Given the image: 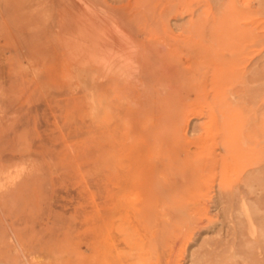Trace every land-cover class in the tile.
<instances>
[{
    "label": "rangeland",
    "instance_id": "rangeland-1",
    "mask_svg": "<svg viewBox=\"0 0 264 264\" xmlns=\"http://www.w3.org/2000/svg\"><path fill=\"white\" fill-rule=\"evenodd\" d=\"M106 1L0 0V264H255L243 256L247 220L264 239V0H236L248 13L233 28L214 0ZM217 16L235 58L204 56L186 29Z\"/></svg>",
    "mask_w": 264,
    "mask_h": 264
},
{
    "label": "bare ground",
    "instance_id": "bare-ground-1",
    "mask_svg": "<svg viewBox=\"0 0 264 264\" xmlns=\"http://www.w3.org/2000/svg\"><path fill=\"white\" fill-rule=\"evenodd\" d=\"M99 1H100V0H99ZM142 1H144L143 3H145V2L148 1V0H146V1H145V0H142ZM142 1H141V2H142ZM173 1H174V0H173ZM199 1H200V0H199ZM202 1H204V0H202ZM214 1H215V3H216V8H217V10H218L219 12H220V10H222V9H223V10L225 9V12L227 11L226 13H227L228 15H227L226 17H227V18L229 17V19L224 18V19H226V23H227V22H230V23L227 24V26L230 25V26L232 27V24H233V22L235 21L234 19H237V21L240 23L241 21H239V19H240L239 17H241L242 14H243V13L245 14V11H247V10L242 11L243 9H242V10L240 9V10L243 12V13L241 14V16H240L239 13H241V12H237V9H238L239 5L236 4V3H237L236 0H227V1H228L227 4H225V3L223 2V1H225V0H223V1H220V0H214ZM82 2H83V1H82ZM97 2H98V1H97ZM104 2L107 3L106 0H105V1L103 0V3H104ZM192 2H194V1H192ZM196 2H197V1H196ZM206 2H207V1H206ZM206 2H205V4H204V6H206V8H207V7H211V9H212V6H210L211 3H208V2L206 3ZM244 2H245V1H244ZM223 3H224V4H223ZM95 4H96V3H95ZM145 4H147V2H146ZM145 4H144V7L147 6V5H145ZM173 4H174V3H172V6H175V5H173ZM202 4H203V3H202ZM209 4H210V5H209ZM213 4H214V3H213ZM98 5H99V4H98ZM150 5H151V4H150ZM87 6H88V5H87ZM89 6H90V5H89ZM89 6H88V7H89ZM92 6H94V5H92ZM96 6H97V4H96ZM138 6H139V5H138ZM141 6H142V4H141ZM199 6L201 7L202 5L200 4ZM88 7H86V8H88ZM94 7H95V6H94ZM200 7H198V8L200 9ZM240 7H242V6H240ZM192 8H193V7L191 6V9H192ZM196 8H197V6H196ZM203 8H204V7L202 6V10H204ZM214 8H215V7H214ZM214 8H213V9H214ZM243 8H244V7H243ZM247 8H248V7H247ZM96 9H98V8H96ZM148 9H149V8H148ZM150 9H151V8H150ZM179 9H180V8H179ZM193 9H194L193 11H195V7H194ZM227 9H228V10H227ZM88 10H89V9H88ZM145 10H147V9H145ZM176 10H177V8H176ZM185 10H186V9H185ZM187 10H189V9H187ZM196 10H197V9H196ZM215 10H216V9H215ZM215 10H214V11H215ZM91 11H92V10H91ZM95 11H96V10H95ZM97 11H98V10H97ZM177 11H178V10H177ZM183 11H184V10H183ZM199 11H200V10H199ZM199 11H198V12H199ZM238 11H239V10H238ZM251 11H252V10H251ZM87 12L89 13V11H87ZM151 12H152V11H150L149 13H151ZM178 12H179V11H178ZM184 12H185V11H184ZM196 12H197V11H196ZM196 12H195V13H196ZM205 12H206V11H205ZM209 12H210V11H209ZM249 12H250V11H249ZM92 13H93V11H92ZM98 13H99V12H98ZM106 13H108V12L103 13V15H108V14H106ZM146 13H148V11H146ZM149 13H148V15H149ZM179 13H181V11H180ZM188 13H190V12H188ZM188 13H187V14H188ZM206 13H207V12H206ZM226 13H225V14H226ZM246 13H248V11H247ZM253 13L256 14V12H253ZM100 14H101V13H100ZM100 14H99V15H100ZM192 14H193V13H192ZM203 14H204V13H203ZM207 14H208V13H207ZM213 14H214V13H213ZM215 14H217V13L215 12ZM215 14H214V15H215ZM225 14H224V15H225ZM124 15H125V14H124ZM204 15H205V14H204ZM208 15H209V14H208ZM218 15H219V14H218ZM161 16H162V15H161ZM192 16H193V15H192ZM206 16H207V15H206ZM215 16H216V15H215ZM221 16H223V15L221 14ZM238 16H239V17H238ZM243 16H244V15H243ZM245 16H246V15H245ZM249 16H250V14H249ZM251 16H252V15H251ZM100 17H101V16H100ZM122 17H123V16H122ZM149 17H150V16H149ZM149 17H148V18H149ZM154 17H155V16H154ZM197 17H198V16H197ZM209 17H210V16H209ZM213 17H214V16H213ZM217 17H218V16H217ZM217 17H216V19H217ZM246 17H247V16H246ZM106 18H108V17H106ZM113 18H114V17H113ZM124 18H125V17H124ZM194 18H195V17H194ZM203 18H205V16H204ZM218 18H219V19L216 20V22H214V23H212L213 21H211V22H210V21H205V22H202V23H198V22H197L198 24H195V23L192 22V23H191L192 26H190V27H186V29L188 28L187 31H189V32L192 31L191 33H194V34L196 35V37H197V43L199 44V49H198L199 52H200L201 54H202V52H204V53H205V54L203 53L204 56H208V57L212 56V57H210V59L213 60V61H214V59L217 60V59L219 58V56H221V51H222V49H224V50L227 52L226 48H227V49H228V48H231V50H229L228 52L231 51L233 57H234V55H236V52H238V50H237V51H234V47H235V46H233L234 44L231 43V42H233V41L236 43V41H237V40L235 41V38H234V36H235V37L237 36L236 33H234L235 30H233V29H225V26H226V25H225L224 23H220V22L222 21V19H220L221 17L219 16ZM242 18H243V17H242ZM244 18H245V17H244ZM120 19H121V18H119V20H120ZM171 19H172V18H171ZM198 19H199V18H198ZM247 19H248V18H247ZM93 20H94V19H93ZM100 20H101V19H100ZM116 20H117V19H116ZM122 20H123V19H122ZM122 20H121V21H122ZM151 20H153V19H151ZM200 20L202 21V19H200ZM211 20H212V19H211ZM213 20H215V19H213ZM172 21H173V20H172ZM186 21H187V20H186ZM193 21H194V20H193ZM223 21H224V20H223ZM237 21H235V24H236ZM119 22H120V21H119ZM123 22H124V21H123ZM156 22H158V20L155 21L154 23L156 24ZM254 22H255V21H254ZM154 23H153V26H155V27L157 26V28H158V30H159V24H158V25H154ZM158 23H159V22H158ZM248 23H249V22H248ZM248 23H247V24H248ZM250 23H251V22H250ZM115 24H117V23H115ZM162 24H163V23H162ZM191 24H190V25H191ZM223 24H224V25H223ZM169 25H170V24H169ZM169 25L166 24L167 27H168ZM171 25H172V24H171ZM174 25H176V24H174ZM178 25H179V24H178ZM181 25H182V24H181ZM185 25H187V24L185 23ZM237 25H238V24H237ZM237 25H236V28H237ZM179 26H180V25H179ZM182 26L184 27V25H182ZM230 26H228V27L231 28ZM233 26H235V25H233ZM242 26H243V25H242ZM252 26H254V25H252ZM176 27H178V26L176 25ZM228 27H227V28H228ZM250 27H251V26H250ZM254 27H256V26H254ZM145 28H146V27H145ZM145 28H144V30H145ZM157 28H156V29H157ZM168 28H169V27H168ZM172 28H173V27H172ZM232 28H233V27H232ZM236 28H235V29H236ZM240 28H241V25H240ZM244 28H245V25H244L243 29H244ZM251 28H253V27H251ZM156 29H155V30H156ZM169 29H170V28H169ZM174 29H175V28H174ZM176 29H177V28H176ZM183 29H184V28H183ZM238 29H239V28H237V30H238ZM241 29H242V28H241ZM241 29H240V30H241ZM243 29H242V30H243ZM247 29H249V28H247ZM247 29L245 28L246 31H247ZM144 30H143V31H144ZM160 30H161V29H160ZM181 30H182V29H181ZM184 30H185V29H184ZM184 30H183V31H184ZM237 30H236V31H237ZM242 30H241V31H242ZM254 30H255V29L253 28V31H254ZM161 31H162V30H161ZM176 31H177V30H176ZM179 31H180V30H179ZM185 31H186V30H185ZM208 31H209V32H208ZM238 31H239V30H238ZM238 31H237V32H238ZM241 31H240V32H241ZM250 31H251V30H250ZM250 31L245 32V34H248L247 37L250 35L249 38H250L251 36H253V34H252L253 32H252V31L250 32ZM255 31H256V30H255ZM144 32H145V31H144ZM156 32H157V31H156ZM166 32H168V31L166 30ZM240 32H239V33H240ZM242 32L244 33V31H242ZM130 33H131V32H130ZM130 33H129V34H130ZM150 33H151V32H150ZM150 33H149V35H150ZM171 33H172V31H171ZM179 33H180V32H179ZM181 33H182V32H181ZM243 33H242V35H244ZM126 34H127V33H126ZM129 34H128V35H129ZM131 34H132V33H131ZM184 34H185V33H184ZM146 35H147V34H146ZM152 35H154V34H152ZM157 35H158V32H157ZM181 35H182V34H181ZM238 35H239V34H238ZM242 35H241V36H242ZM254 35H255V34H254ZM257 35H258V34L255 35V38H256ZM188 36H189V35H188ZM207 36H208L209 38H208ZM259 36H260V35H259ZM259 36H258V37H259ZM167 37H168V36H167ZM176 37H177V36H176ZM178 37H179V36H178ZM205 37H207L208 39H205ZM253 37H254V36H253ZM258 37H257V38H258ZM165 38H166V36H165ZM172 38H173V37H172ZM192 38H194V37H192ZM233 38H234V39H233ZM255 38H254V39H255ZM168 39H169V38H168ZM182 39H183V38H182ZM186 39H187V38H186ZM186 39H184V40H186ZM232 39H233V40H232ZM251 39H252V38H250V40H251ZM261 39H262V38L260 37V39H257V40L260 41ZM149 40H150V39H149ZM163 40H164V39H163ZM172 40H173V39H172ZM180 40H181V39H180ZM180 40H179V42H180ZM184 40H183V41H184ZM188 40H189V38H188ZM188 40H187V41H188ZM239 40H240V38H239ZM244 40H245V43H246V39H244ZM165 41H166V40H165ZM169 41H170V43H172V42H171V39H170ZM169 41H168V42H169ZM175 41H176V40H175ZM175 41H173V43H174ZM191 41H192V39H190V42H191ZM195 41H196V40H195ZM247 41H249L248 38H247ZM251 41H254V42H255V40H251ZM263 41H264V40H263ZM181 42H182V41H181ZM192 42H194V41H192ZM158 43H159V42H158ZM240 43L242 44V37H241V42H240ZM174 44H175V43H174ZM178 44H179V43H178ZM182 44H183V43H182ZM182 44H181V45H182ZM232 44H233V45H232ZM246 44H250V42H249V43H246ZM253 44H254V43H253ZM255 44H256V43H255ZM255 44L252 45V46H255ZM158 45H159V44H158ZM238 45H240V44H239V41H238ZM238 45H237V46H238ZM242 45H243V44H242ZM262 45H263V44H262ZM102 46H103V45H102ZM179 46H180V45H179ZM179 46L177 47V45H176L177 48H179ZM207 46H208V47H207ZM252 46L249 45L250 48H251ZM258 46H260V45L257 44V46H255V47L257 48ZM243 47H244V46H242V48H243ZM249 47H247V48H249ZM255 47H254V48H255ZM240 48H241V47H240ZM247 48H246V49H247ZM263 48H264V47H263ZM184 49H185V47H184ZM235 49H237V48L235 47ZM246 49H245V50H246ZM259 49H260V48H259ZM261 49H262V48H261ZM153 50H154V49H153ZM162 50H163V49H162ZM176 50H177V49H176ZM185 50H187V49H185ZM190 50H191V48H189V51H190ZM202 50H203V51H202ZM242 50H243V49H241V51H242ZM248 50L250 51V49H248ZM251 50H252V49H251ZM257 50H258V49H257ZM263 50H264V49H263ZM225 51H223V52H225ZM243 51H244V50H243ZM164 52H165V51H164ZM183 52H184V51H183ZM190 52H193V51H190ZM226 52H225V53H226ZM253 52H254V53L256 52L255 49H254ZM253 52L251 51V53H253ZM158 53H160V52L158 51ZM238 53H239V52H238ZM246 53H247V52L245 51V54H246ZM249 53H250V52H249ZM144 54H145V53H144ZM146 54H147V56H148V54H149L148 51L146 52ZM146 54H145V55H146ZM150 54H151V52H150ZM150 54H149L148 57H150ZM189 54H192V53H189ZM222 54H223V53H222ZM228 54H229V53H228ZM255 54H256V53H255ZM258 54H260V53H258ZM138 55H139V54H138ZM159 55H160V54H159ZM162 55H163V54H162ZM164 55H165V54H164ZM170 55H171V54H170ZM198 55H199V57L202 56V55H200V54H198ZM198 55H196V56L198 57ZM223 55L225 56V54H223ZM239 55H240V54H239ZM249 55H250V54H249ZM147 56H143V58H146ZM229 56H230V55H229ZM166 57H167V56H166ZM193 57H194V56H193ZM197 57H196V58H197ZM199 57H198V58H199ZM202 57H203V56H202ZM230 57H231V56H230ZM236 57H238V55H237ZM243 57H245V56H243ZM243 57H242V58H243ZM251 57H252V56H250L249 58H251ZM254 57H255V56H254ZM160 58H161V57H160ZM198 58H197V60H198ZM221 58H223V57H221ZM225 58L228 59V56H226ZM231 58H232V57H231ZM234 58H235V57H234ZM234 58H233V59H234ZM240 58H241V57H240ZM242 58H241L240 60H242ZM246 58L249 59V58L247 57V54H246ZM255 58H256V57H255ZM165 59L167 60V58H165ZM229 59H230V58H229ZM229 59H228V60H229ZM259 59H260V58H259ZM259 59H257V61H259ZM151 60H152V59H151ZM201 60H202V59H201ZM240 60H239V61H240ZM218 61H219V59H218ZM232 61H233V60H230V62H232ZM234 61H235V59H234ZM244 61H246V59H245ZM260 61H261V59H260ZM193 62H194V61H193ZM226 62H227V61H226ZM230 62H228L230 65L233 64V62H232V63H230ZM237 62H238V60H237ZM145 63H147L146 60H145ZM224 63H225V61H224ZM224 63H222V65H223ZM235 63H236V62H235ZM253 63H254V62H253ZM255 63H256V62H255ZM261 63L263 64V62H261ZM178 64H179V62H178ZM241 64H242V63H241ZM243 64L246 65L244 62H243ZM249 64H250V63H249ZM249 64L247 63L248 66H249ZM256 64H257V63H256ZM256 64H255V65H256ZM258 64H259V63H258ZM146 65L148 66L149 63H147ZM183 65H184V63H183ZM186 65H187V64H186ZM214 65L216 66V64H214ZM236 65H237V64H236ZM244 65H243V66H244ZM177 66H178V65H177ZM226 66H227V65H226ZM226 66H225V67H226ZM240 66H241V65H240ZM243 66H241V67H243ZM253 66H254V65H253ZM257 66H258V65H256V67H257ZM153 67H154V66H153ZM164 67H165V66H164ZM222 67H223V66H222ZM222 67H220V70H221ZM237 67H238V65H237ZM245 67H246V66H245ZM251 67H252V66H251ZM258 67H259V66H258ZM143 68H144V67H143ZM147 68H148V67H147ZM149 68H150V66H149ZM151 68H152V67H151ZM160 68H161V67H160ZM160 68H159V69H160ZM231 68H235V67H232V66H231ZM246 68H248L246 71H248L249 69H251V68H249V67H246ZM252 68H253V67H252ZM197 69H198V68H197ZM228 69H229V68H227V70H228ZM235 69H236V68H235ZM152 70H153V69H152ZM156 70H157V69H156ZM156 70H155V71H156ZM160 70H161V69H160ZM198 70H199V69H198ZM223 70H224V69H223ZM225 70H226V68H225ZM225 70H224V71H225ZM230 70H231V69H230ZM238 70H239V68H238ZM238 70H237V71H238ZM244 70H245V69H244ZM244 70H243V71H244ZM254 70H255V68H254ZM193 71H194V70H193ZM214 71H215V70H214ZM218 71H219V70H217V73H218ZM243 71H242V72H243ZM149 72H150V71H149ZM153 72H154V70H153ZM162 72H163V70H161V73H160V74H162ZM165 72H166V71H165ZM187 72H188V71H187ZM215 72H216V71H215ZM231 72H232V70H231ZM233 72H234V71H233ZM248 72H249V71H248ZM252 72H253V71H252ZM252 72H251V74H252ZM263 72H264V71H263ZM155 73H156V72H155ZM217 73H216V74H217ZM226 73H227V72H226ZM226 73H225V76L228 77V73H227V74H226ZM240 73H241V71H240ZM160 74H159V75H160ZM188 74H189V73H188ZM194 74H195V73H194ZM196 74H198V73H196ZM229 74H230V73H229ZM231 74H232V73H231ZM237 74H238V73H237ZM244 74H246V73H244ZM251 74H250V75H251ZM260 74H261V73H260ZM168 75H169V74H168ZM180 75H181V73H180ZM190 75H192V74H190ZM218 75H219V73H218ZM218 75H217V77H219ZM223 75H224V73L222 74V76H223ZM234 75H235V74H234ZM248 75H249V74H248ZM155 76H156V75H155ZM160 76H161V75H160ZM181 76H182V75H181ZM193 76H194V75H193ZM197 76H199V74H198ZM212 76H213V75H212ZM235 76H237V75H235ZM235 76H234V77H235ZM162 77H163V76H162ZM165 77H166V76H165ZM214 77H215V76H214ZM241 77H244V76H241ZM169 78H171V77H169ZM230 78H232V77H230ZM245 78H246V76H245ZM217 79H219V78H217ZM223 79H224V78H223ZM228 79H229V78H228ZM228 79H227V80H228ZM232 79H233V78H232ZM235 79H236V78H235ZM237 79H238V78H237ZM239 79H241V78H239ZM163 80H164V79H163ZM215 80H216V79H215ZM220 80H221V79H220ZM225 80H226V79H225ZM242 80H243V79H242ZM242 80H241V81H242ZM260 80H261V79H259V81H260ZM263 80H264V79H263ZM156 81H157V80H156ZM158 81H159V80H158ZM165 81H166V80H165ZM165 81H164V82H165ZM169 81H170V80H169ZM183 81H184V80H183ZM185 81H186V80H185ZM198 81H200V80H198ZM229 81H230V80H229ZM239 81H240V80H239ZM241 81H240V82H241ZM243 81H244V80H243ZM249 81H250V80H249ZM259 81H258V83H256L257 85H259ZM261 81H262V80H261ZM171 82H172V81H171ZM193 82H194V80H193ZM220 82H222V80H221ZM226 82H227V81H226ZM233 82H234V81H233ZM233 82H231V83H233ZM236 82H237V80H236ZM247 82H248V80H247ZM247 82H246V85H247ZM255 82H257V81H255ZM215 83L218 84V81H215ZM215 83H213V84H215ZM224 83H225V82H224ZM250 83H251V82H250ZM262 83H263V81H262ZM161 84L163 85V83H161ZM173 84H174V83H172V85H173ZM182 84H183V83H182ZM219 84H221V83H219ZM219 84H218V86H220ZM222 84H223V83H222ZM235 84H236V83H235ZM235 84H234V85H235ZM238 84H240V83H237L236 85L238 86ZM244 84H245V82H244ZM253 84H254V83H253ZM183 85H184V84H183ZM224 85L227 86L226 83H225ZM234 85H233V86H234ZM246 85H244V88H245ZM254 85H255V84H254ZM170 86H171V85H170ZM173 86H174V85H173ZM213 86H216V85H213ZM247 86H248V85H247ZM251 86H252V83H251ZM263 86H264V85H263ZM223 87H224V86H223ZM234 87H235V86H234ZM240 87H241V85H240ZM261 87H262V86H261ZM174 88H175V87H174ZM208 88H209V87H208ZM217 88H218V87H217ZM217 88H216V89H217ZM220 88H221V87H220ZM242 88H243V85H242ZM252 88H253V86H252ZM254 88H255V86H254ZM159 89H160V88H159ZM161 89H162V88H161ZM166 89H168V88L166 87ZM166 89H165V91H166ZM175 89H176V88H175ZM178 89H179V88H178ZM184 89H186V88H184ZM212 89H213V88H212ZM212 89H211V91H212ZM221 89H222V88H221ZM224 89H225V87H224ZM226 89H227V88H226ZM170 91H171V89H170ZM244 91H245V89H244ZM166 92H167V91H166ZM200 92H201V91H200ZM213 92H214L215 94H214ZM213 92H211V93H213V94L216 96L217 93L215 92V89H214ZM221 92H222V91H221ZM224 92H225V91H224ZM256 92H257V91H256ZM155 93H156V92H155ZM162 93H163V92H162ZM176 93H177V91H176ZM230 93H232V92H230ZM244 93H245V92H244ZM178 94H179V93H178ZM178 94H177V95H178ZM184 94H185V93H184ZM259 94H260V93H259ZM259 94H258V95H259ZM166 95H167V94H166ZM185 95H186V94H185ZM210 95H211V94H210ZM210 95H209V96H210ZM214 95H212L211 97H214ZM230 95H231V94H230ZM243 95H244V94H243ZM258 95H257V96H258ZM169 96H170V95H169ZM189 96H190V95H189ZM225 96H226V95H225ZM155 97H156V96H155ZM166 97H167V96H166ZM204 97H205V96H203V98H204ZM211 97H210V98H211ZM229 97H230V96H229ZM255 97H256V96H255ZM258 97H259V96H258ZM159 98H160V97H159ZM162 98H164V97H162ZM210 98H208V99H210ZM214 98H215V100H214V99H213V100L216 101V103H218V102L220 103V101H223V99H222V100L220 99L221 97L216 96V97H214ZM235 98H236V97H235ZM259 98H260V97H259ZM262 98H263V97H262ZM168 99H169V97H168ZM168 99L165 100V102L167 101V102H169L168 104H170L171 101H170V100L168 101ZM230 99H231V98H230ZM162 100H163V99H162ZM200 100H202V99H200ZM211 100H212V99H211ZM213 100H212V101H213ZM234 100H235V99H234ZM262 100H263V99H262ZM163 101H164V100H163ZM202 101H203V100H202ZM231 101H232V100H231ZM248 101H249V100H248ZM263 101H264V100H263ZM263 101H262V102H263ZM183 102H185V101H183ZM208 102H209V100H208ZM227 102H229V101H227ZM251 102H252V101H251ZM262 102H261V103H262ZM160 103H161V102H160ZM205 103H206V102H205ZM212 103H213V102H212ZM219 103H218V104H219ZM246 103H247V102H246ZM261 103H260V105H261ZM263 103H264V102H263ZM168 104L165 103V105H168ZM203 104H204V103H203ZM208 104H209V103H208ZM208 104H207V105H208ZM228 104L231 105V103H228ZM237 104H238V103H237ZM250 104H251V103H250ZM257 104H258V103H257ZM185 105H186V104H185ZM204 105H205V104H204ZM210 105H211V104H210ZM255 105H256V104H255ZM255 105H254V106H255ZM169 106H170V105H169ZM171 106H172V105H171ZM181 106H182V105H181ZM205 106H206V105H205ZM205 106H203V107H205ZM213 106H214V105H213ZM217 106H219V105H217ZM229 107H230V109H231V106H229ZM255 107H256V106H255ZM257 107H258V106H257ZM263 107H264V106H263ZM206 108H207V106H206ZM208 108H209V105H208ZM214 108H215V107H214ZM247 108H248V107H247ZM249 108H251V107H249ZM252 108H254V107H252ZM166 109H168L167 106H166ZM210 109H211V108H210ZM216 109H217V108H216ZM241 109H243L242 106H241ZM254 109H255V108H254ZM262 109H264V108H262ZM204 110H205V109H204ZM211 110H213V108H212ZM166 111H167V110H166ZM182 111H183V110H182ZM214 111H215V109H214ZM219 111H220V110H219ZM231 111H233V110H231ZM253 111H254V110H253ZM167 112H168V114H169V111H167ZM206 112H207V110H206ZM206 112H205V113H206ZM216 112H218V111H216ZM235 112H237V111H235ZM235 112H233V113L235 114ZM238 112H239V110H238ZM238 112H237V114H238ZM240 112H242V111H240ZM243 112H244V111H243ZM256 112H257V111H256ZM256 112H255V113H256ZM196 113H197V112H196ZM207 113H208V112H207ZM228 113H229V112H228ZM200 114H201V113H200ZM208 114H209V113H208ZM219 114H221V111H220ZM222 114H224V113H222ZM222 114H221V115H222ZM166 115H167V114H166ZM171 115H172V113H171ZM195 115H197V114H195ZM224 115H225V114H224ZM224 115L220 116V118H221V117L223 118ZM228 115H229V114H228ZM230 115H231V114H230ZM230 115H229V119H231V118H230ZM164 116H165V115H164ZM167 116H168V115H167ZM200 116H202V115H200ZM255 116H256V114H255ZM202 117H203V116H202ZM205 117H206V116H205ZM207 117H208V115H207ZM207 117H206V118H207ZM232 117H233V116H232ZM238 117H239V116H237V118H238ZM243 117H244V116H243ZM258 117H259V115H258ZM258 117H257V118H258ZM166 118H167V117H166ZM200 118H201V117H200ZM220 118H219V119H220ZM222 118H221V119H222ZM257 118H256V119H257ZM262 118H263V117H262ZM190 119H191V118H190ZM192 119H194V117H193ZM221 119H220V120H221ZM223 119H225V117H224ZM258 119H259V118H258ZM167 120H168V119H167ZM201 120H202V119H201ZM233 120H234V119H233ZM237 120H238V122H241V121H239V118H238ZM240 120H241V119H240ZM193 121H194V120H193ZM204 121H205V120H204ZM218 121H219V120H217V123H219ZM224 121H225V120H224ZM224 121H222V122H224ZM228 121H229V120H228ZM228 121H227V122H228ZM242 121H243V120H242ZM168 122H170V121H168ZM179 122H180V121H179ZM191 122H192V121H191ZM220 122H221V121H220ZM222 122H221V125H222ZM230 122H231V121H230ZM232 122H233V121H232ZM232 122H231V124H232ZM238 122H237V125H238ZM166 123H167V121L164 122V125H165ZM175 123H176L175 125H177V122H175ZM205 123H206V121H205ZM214 123H215V122H214ZM225 123H226V121H225ZM173 124H174V122H173ZM179 124H180V123H179ZM223 124H224V123H223ZM167 125H168V124H167ZM201 125H202V124H201ZM217 125H218V124H217ZM227 125H228V124H226V126H227ZM229 125H230V124H229ZM237 125H236V126H237ZM178 126H179V129H180L181 126H180V125H178ZM178 126H177V127H178ZM234 126H235V125H234ZM207 127H208V126H207ZM227 127H228V126H227ZM231 127H232V126H231ZM242 127H243V126H242ZM161 128H162V126H161ZM203 128H204V127H203ZM222 128H223V127H222ZM224 128H225V129H224L225 131L227 130V131L229 132L228 128L226 129L225 126H224ZM238 128H239V125H238ZM243 128H244V127H243ZM163 129H165V128H162L161 130H163ZM175 129H176V128H174V130H175ZM184 129H185V128H184ZM235 129H236V128H235ZM166 130H167V128H166ZM208 130H209V129H208ZM208 130H207V131H208ZM232 130H233V129H232ZM242 130H243V129H242ZM262 130H263V129H262ZM216 131H217V130H216ZM237 131H238V130H237ZM237 131H236V133H237ZM240 131H241V130H240ZM244 131H245V130H244ZM173 132H174V131H173ZM233 132H234V131H233ZM241 132H243V131H241ZM186 133H187V132H186ZM221 133H222V132H221ZM231 133H232V132H231ZM263 133H264V132H263ZM175 134H177V133L175 132L174 135H175ZM178 134H180V133H178ZM178 134H177V135H178ZM226 134H227V133H225V135H226ZM228 134H229V133H228ZM228 134H227V136H228ZM237 134H238V133H237ZM239 134H240V132H239ZM245 134H246V133H245ZM160 135H161V134H160ZM219 135H220V134H219ZM158 136H159V135H158ZM158 136L156 137V139L159 138ZM165 136H166V135H165ZM167 136H169V135H167ZM179 136H180V135H179ZM230 136H231V135H230ZM238 136H239V135H238ZM240 136H241V135H240ZM243 136H244V135H243ZM263 136H264V134H263ZM174 137L176 138V136H174ZM222 137H223V136H222ZM224 137H226V136H224ZM160 138H161V137H160ZM162 138H164V137H162ZM162 138L159 139V140H162ZM168 138H170V137H167V139H168ZM184 138H185V137H184ZM230 138H232V136L229 137V139H230ZM233 138H234V137H233ZM240 138H242V137H239V139H240ZM245 138H246V137H245ZM164 139H165V138H164ZM164 139H163V140H164ZM181 139H182V138H181ZM226 139H228V137H227ZM234 139H235V138H234ZM236 139L239 140L238 137H236ZM159 140H158V141H159ZM165 140H166V139H165ZM169 140H170V139H169ZM175 140H176V139H175ZM223 140H224V139H223ZM237 140H236V141H237ZM240 140H241V139H240ZM242 140H243V139H242ZM176 141H177V140H176ZM180 141H181V140H180ZM180 141H178V143H180ZM225 141L227 142V140H225ZM160 142H162V141H160ZM240 142H241V141H240ZM240 142H239L238 144H240ZM158 143H159V142H158ZM232 143H234V142H232ZM173 144H174V143H173ZM224 144H225V143H224ZM228 144H229V143H228ZM238 144H237V142H236L237 147L240 146V145H242V144H240V145H238ZM161 145H162V144H160V146H161ZM166 145H167V144H166ZM174 145H175V144H174ZM178 145H179V144H178ZM231 145H232V144H231ZM231 145H230V146H231ZM224 146H225V145H224ZM228 146H229V145H228ZM176 147H177V145H176ZM235 147H236V146H235ZM231 148H232V146H231ZM231 148L229 147V148H225V149H229V150H230ZM238 148H240L239 150L242 149L241 146L238 147ZM236 149H237V148H236ZM234 150H235V149H233V150L231 149V151H234ZM237 150H238V149H237ZM237 150H236V151H237ZM226 151H227V150H226ZM226 151H225V155H226V153L231 152V151H228V152H226ZM233 153L235 154L236 152H233ZM238 153H239V151H238ZM231 154H232V152H231ZM235 155H236V154H235ZM230 156H231V155H230ZM232 156H234V155L232 154ZM237 156H238V155H237ZM210 158H211V157H210ZM168 159H169V158H168ZM168 159H167V160H168ZM224 159H226V158H224ZM170 160H171V159H170ZM174 161H175V160H174ZM174 161H173V162H174ZM195 161H197V160H195ZM195 161H194V162H195ZM224 161H225V160H224ZM224 161H223V162H224ZM167 162H168V161H167ZM171 162H172V161H171ZM197 162H198V161H197ZM226 162H227V160H226ZM231 162H232V161H231ZM169 163H170V162H169ZM199 163H201V162H198V164H199ZM165 164H166V163H165ZM224 164H225V162H224ZM170 165H171V164H170ZM173 165H174V164H173ZM195 165H196V164H195ZM199 165H200V164H199ZM166 166H168V165H166ZM225 166H229V165H226V164H225ZM198 167H200V166H198ZM194 168H195V167H194ZM196 168H197V167H196ZM224 168H226V167H224ZM262 169H263V167H262ZM192 170H193V169H192ZM194 171H195V170H194ZM224 171H225V170H224ZM224 171H223V172H224ZM227 171H228V170H227ZM263 171H264V170H263ZM223 172H222V173H223ZM261 172H262V171H261ZM181 173H183V172H181ZM224 174H225V172H224ZM177 175H181V174L178 172ZM182 175H184L185 178H186V176H187L186 173H185V174H182ZM222 175H223V174H222ZM227 175H228V174H227ZM246 175H247V174H246ZM262 175H263V174H262ZM231 176H232V174H231ZM251 176H252V174H251ZM181 177H183V176H180V178H181ZM184 177H183V178H184ZM228 177H229V176H228ZM247 177H249V175H248ZM247 177H246V178H247ZM221 178H222V177H221ZM223 178H225V180L227 179V178L224 177V176H223ZM230 178H231V177H230ZM243 178H244V177H243ZM250 178L252 179V177H250ZM253 178H255V177H253ZM176 180H177V179H176ZM180 180H181V179H180ZM185 180H186V179H183V181H185ZM222 180H223V179H222ZM228 180H229V179H228ZM230 180H231V179H230ZM163 181H164V180H163ZM168 181H169V180H168ZM245 181H247V179H245ZM170 182H171V181H170ZM174 182H175V181H174ZM221 182H222V181H221ZM176 183H177V182H176ZM179 183H180V181L178 182V184H179ZM183 183H184V182H183ZM219 183H220V182H219ZM225 183H227V182L225 181ZM231 183H232V182H231ZM231 183H230V184L228 183V184L231 185ZM244 183H247V182H244ZM260 183H262V182H260ZM169 184L171 185V183H169ZM178 184H176V185L178 186ZM221 184H222V183H221ZM221 184H219V185H221ZM223 184H224V183H223ZM228 184H227V186H228ZM179 185H180V184H179ZM183 185H184V184H183ZM225 185H226V184H224V187H223V188H225V189L219 187L220 190H219V189H218V190L220 191V193H222V190H223V191L226 190L227 187H225ZM250 185H251V184H250ZM261 185H262V184H261ZM201 186H202V185H201ZM221 186H222V185H221ZM263 186H264V185H263ZM168 187H169V186H168ZM229 187H230V186H228V188H229ZM252 187H253V186H252ZM252 187H251V188H252ZM230 188H231V187H230ZM230 188H229L230 192L225 191V192L228 193V195H229L231 192H233ZM233 188H234V187H233ZM236 188H238L237 185H236ZM221 189H222V190H221ZM229 190H228V191H229ZM162 191H164V190H162ZM236 191L238 192V189H237ZM242 191H243V190H242ZM237 192H236V193H237ZM243 192H244V191H243ZM234 193H235V192H234ZM231 194H232V193H231ZM220 195H221V194H220ZM220 195H218V196H220ZM222 195H223V194H222ZM222 195H221V198H222ZM225 195H226V194H225ZM234 195H235V194H234ZM229 196H232V195H229ZM241 196H242V195H241ZM242 197H243V196H242ZM218 198H219V197H218ZM223 198H225L224 195H223ZM223 198H222V199H223ZM234 198H235V196H234ZM263 198H264V197H263ZM222 199H221V200H222ZM225 199H226V198H225ZM238 199L241 200L240 197H238ZM221 200H220V202H221ZM226 200H227V199H226ZM231 200H232V199H231ZM233 200H234V199H233ZM233 200H232V201H233ZM243 200H244V198H243ZM232 201H231V202H232ZM234 202H235V201H234ZM234 202H232V203H234ZM184 203H185V202H184ZM240 203H241V202H240ZM221 204H222V203H220V205H221ZM248 204H249V203H248ZM251 204H252V203H251ZM246 206H247V205H246ZM187 207H188V206H187ZM204 207H205V206H204ZM216 207H217V206H216ZM254 207H256V206H254ZM218 208H219V207H218ZM246 208H247V207H246ZM263 208H264V207H263ZM174 209H175V208H174ZM199 209H200V208H199ZM215 209H216V208H215ZM242 209H243V208H242ZM181 210H182V208H181ZM184 210H185V209H184ZM203 210H204V209H203ZM250 210H252V209H250ZM259 210H260V209H259ZM205 211H206V209H205ZM208 211H209V210H208ZM244 211H245V209H244ZM244 211H243V212H244ZM170 212H171V211H170ZM179 212H180V211H179ZM197 212H198V211H197ZM186 213H187V212H186ZM240 213H241V212H240ZM174 214H175V212H173L172 215L174 216ZM205 214H207V213H205ZM244 214H245V212H244ZM245 215H246V214H245ZM176 216H177V215H176ZM176 216H175V217H176ZM224 216H225V215H224ZM177 217H178V216H177ZM179 217H181V216H179ZM247 217H248V216H247ZM253 217H254V216H253ZM243 218H244V217H243ZM249 218H250V217H249ZM177 219H178V218H177ZM246 219H247V218H246ZM244 220H245V219H244ZM178 221H180V219H179ZM241 221H242V220H241ZM245 221H246V220H245ZM247 221H248V226H247V224H246V226H247L246 229L248 230V233L251 235V237H252V236H254V237H253L251 240H248L250 237H248L247 240H245V243H246V241L249 242V243H247V245H248L247 248H249V249H247L248 252H247L246 250H243V251H246V252H247V253H245L246 256H245V257L243 256V258L246 260V262H248V261H250V262H254V261H255V264H256V263L261 264V263L264 262V256L262 257V253H261V251H262L263 249H262L261 251H260V249H257V250L255 251V248H256V247L254 246V242H258V241H260L261 238H259V235H258V238H259L258 241L256 240L257 237H256V239H255V232L257 231L256 228H255V225H254V223H253V221H252L251 219H250V220H247ZM254 221H255V220H254ZM175 222H176V221H175ZM176 223H178V222H176ZM258 223H259V222H258ZM169 224H170V223H169ZM235 224H236V223H235ZM237 224H238V223H237ZM255 224H256V223H255ZM259 225H261V224H259ZM259 225H258V227H259ZM232 227L234 228V227H237V226L235 225V226H232ZM241 227H242V226H241ZM258 227H257V229L260 230ZM261 227H262V226H261ZM238 228H239V227H238ZM238 228H237V229H238ZM242 228H243V227H242ZM235 229H236V228H235ZM235 229H234V231H235V233H236L237 230H235ZM246 229H245V230H246ZM232 231H233V230H232ZM171 232H172V231H171ZM246 232H247V231H246ZM260 232H261V231H260ZM190 233H191V232H190ZM242 233H243V232H242ZM257 233H259V231H258ZM187 234H188V233H187ZM259 234H260V233H259ZM183 235H184V234H183ZM188 235H189V234H188ZM233 235H234V234H233ZM263 235H264V230L262 229V236H263ZM186 236H187V235H186ZM262 236H261V234H260V237H262ZM187 237H189V236H187ZM192 238H193V236H192ZM192 238H191V239H192ZM233 238H234V237H233ZM184 239H185V236H184ZM184 239H183V240H184ZM187 239H188V238H187ZM253 239H255V241H253ZM262 239H263V238H262ZM262 239H261V241H262ZM235 240H236V237H235ZM188 241H189V240H188ZM231 242H232V241H231ZM263 242H264V239H263ZM263 242H262V244H263ZM182 243H183V242H182ZM230 244H231V243H230ZM230 244H229V246H230ZM243 244H244V243H243ZM255 244H256V245H257V244L259 245V244H261V242H260V243L258 242V243H255ZM232 245H233V244H232ZM234 245H235V244H234ZM235 246H236V245H235ZM235 246H234V247H235ZM242 246H243V245H242ZM260 246H261V245H260ZM260 246H259V247H260ZM262 246H263V245H262ZM235 248H236V247H235ZM225 249H226V248H225ZM227 249H228V248H227ZM232 250H233V249H232ZM232 250H230L229 252H231ZM234 251H235V250H234ZM234 251H232V253H234ZM182 253H183V252H182ZM218 253H219V252H218ZM220 253H221V252H220ZM224 253H225V252H223V254H224ZM178 254H179V253H178ZM192 255H193V254H192ZM216 255H218V254H216ZM235 255H236V254H235ZM238 255H240V253H239ZM241 255H242V254H241ZM193 256H194V255H193ZM193 256H192V257H193ZM222 256H223V255H222ZM224 256H226V255H224ZM195 257H196V256H194V258H195ZM199 257L201 258V255H200ZM202 257H203V256H202ZM238 257H239V256H237V258H236V259H238L237 261H239V259H240V258H238ZM240 257H241V256H240ZM196 258H198V255H197ZM200 258H199V260H201ZM222 258H223V257H222ZM226 258H229V257L226 256L225 259H226ZM230 258H231V257H230ZM230 258H229V259H230ZM218 259H219V258H218ZM193 260H194V259H193ZM193 260H192V261H193ZM220 260H221V259H220ZM222 260H224V259H222ZM231 260H232V258H231ZM231 260H230V261H231ZM242 260H243V259H242ZM190 261H191V260H190ZM243 261H244V260H243ZM176 263H177V262H176ZM188 263H189V262H188ZM192 263H194V262H192ZM243 263L245 264V262H243ZM248 263H249V262H248ZM248 263H247V264H248ZM190 264H191V263H190ZM234 264H235V263H234Z\"/></svg>",
    "mask_w": 264,
    "mask_h": 264
}]
</instances>
